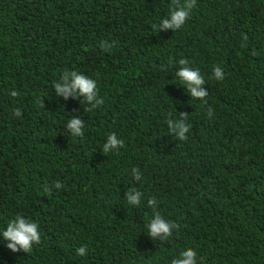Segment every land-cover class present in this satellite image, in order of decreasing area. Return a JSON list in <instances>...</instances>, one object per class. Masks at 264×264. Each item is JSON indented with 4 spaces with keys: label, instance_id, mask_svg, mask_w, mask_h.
<instances>
[{
    "label": "trees",
    "instance_id": "16d2710c",
    "mask_svg": "<svg viewBox=\"0 0 264 264\" xmlns=\"http://www.w3.org/2000/svg\"><path fill=\"white\" fill-rule=\"evenodd\" d=\"M173 8L0 0V233L22 215L41 238L24 253L0 235V264H170L186 249L197 264H264V0H196L181 29L159 31ZM180 59L204 77L206 103L176 76ZM65 71L95 80L104 103L58 97ZM180 114L184 141L167 127ZM111 133L124 146L104 154ZM155 212L178 225L165 241L147 234Z\"/></svg>",
    "mask_w": 264,
    "mask_h": 264
},
{
    "label": "clouds",
    "instance_id": "9594fccd",
    "mask_svg": "<svg viewBox=\"0 0 264 264\" xmlns=\"http://www.w3.org/2000/svg\"><path fill=\"white\" fill-rule=\"evenodd\" d=\"M172 3L174 8L170 14L160 22L158 26L159 31L168 29L176 31L181 29L188 20L191 10L195 7L196 0H184L182 4L180 0H172ZM101 47L107 50L111 45H108L105 41ZM179 64L182 67L177 71L176 76L187 89L191 99L204 101L206 103L205 98L208 96V91L202 87L205 85V79L200 71L189 67V61L187 59H180ZM213 78L216 80H222L224 78V72L221 67H214ZM53 87L58 97H63L65 100L69 97L73 99L82 98V102L90 105L91 109L97 108L104 103L103 99L98 95L96 81L76 71H65L61 80L55 82ZM11 95L15 97L18 93L13 91ZM208 114L211 116V108L208 109ZM15 115H21L19 109L15 110ZM187 119V114H180V118L175 120L169 118L167 120V127L170 135H174L180 141L186 140L187 133L190 131V125L187 123ZM83 128L84 121L80 118H71L67 124V129L71 132L73 137L83 136ZM123 146V140L118 139L116 134L111 133L108 135L107 141L103 145L102 152L106 154L112 150L122 148ZM131 173L135 181L141 180L139 168H133ZM54 187L60 189L63 185L60 182H56ZM44 191L48 192L50 189L46 186ZM141 197L142 193L133 188L126 192L125 198L128 204L138 206L141 203ZM156 204L157 201L155 198H150L148 200L149 207H155ZM38 227L37 223L26 219L22 215H16L7 222L6 230L0 233V235L8 241L7 248L12 252L23 251L24 253H28L32 250L33 245H37L41 242ZM146 227L147 234L153 241L157 239L165 241L172 235L173 229L177 228L178 225L174 222L165 220L159 212H155L153 218ZM77 255H86V249L81 247L78 249ZM170 264H197L196 252L192 249H186L179 254V257L172 259Z\"/></svg>",
    "mask_w": 264,
    "mask_h": 264
}]
</instances>
